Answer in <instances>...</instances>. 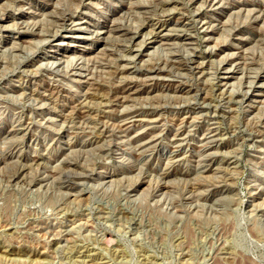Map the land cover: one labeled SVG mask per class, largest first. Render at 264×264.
<instances>
[{
    "label": "rangeland",
    "instance_id": "374dc122",
    "mask_svg": "<svg viewBox=\"0 0 264 264\" xmlns=\"http://www.w3.org/2000/svg\"><path fill=\"white\" fill-rule=\"evenodd\" d=\"M206 1L0 0V264H264V0Z\"/></svg>",
    "mask_w": 264,
    "mask_h": 264
},
{
    "label": "bare ground",
    "instance_id": "6f19581e",
    "mask_svg": "<svg viewBox=\"0 0 264 264\" xmlns=\"http://www.w3.org/2000/svg\"><path fill=\"white\" fill-rule=\"evenodd\" d=\"M185 1V0H184ZM201 1V0H200ZM220 1V0H219ZM29 2V1H28ZM188 2V1H187ZM212 2H213V0H212ZM9 3V2H8ZM83 3V2H82ZM135 3V2H134ZM140 3V2H139ZM153 3H154V1H153ZM152 3V4H153ZM206 3H209V4H211V2H210V0H207L206 1ZM201 4V3H200ZM262 4V3H261ZM8 5V4H7ZM194 5V4H193ZM199 5V4H198ZM217 5V4H216ZM216 5H214L215 7H217ZM219 5H220V3H219ZM244 5V4H243ZM55 6H57V5H55ZM80 6V5H79ZM139 6V5H138ZM141 6V5H140ZM168 6V5H167ZM176 6V5H175ZM182 6V5H181ZM202 6V5H201ZM213 6V7H214ZM26 7V6H25ZM153 7V6H152ZM1 8V7H0ZM172 8V7H171ZM183 8V7H182ZM228 8H232V6H227V5H224L223 7H218L217 9L218 10H220V11H224V10H226V9H228ZM28 9V8H27ZM31 9V8H30ZM162 10V9H161ZM260 10V9H259ZM2 13H0V23H1V21L3 20V21H7V20H10V19H12L13 17H14V13H12V12H10L9 11V9H7V8H4L3 9V7H2ZM26 11V10H25ZM54 11V10H53ZM65 11V10H64ZM171 11V10H170ZM195 11V10H194ZM241 11V10H240ZM244 11V10H243ZM249 11V10H248ZM250 11H252V10H250ZM250 11H249V13H250ZM254 11V10H253ZM58 12V11H57ZM62 12V11H61ZM145 12V11H144ZM235 12V11H234ZM246 12H247V10H246ZM264 12V11H263ZM248 13V14H249ZM18 15V17L21 19L22 17H23V14H24V12H20V13H17ZM30 14V13H29ZM34 15V14H33ZM55 15H57L56 14V12H55ZM74 15V14H73ZM260 15V14H259ZM264 15V14H263ZM27 16V15H26ZM249 16V15H248ZM257 16V15H256ZM253 17V16H252ZM251 17V18H252ZM262 17V16H261ZM260 17V18H261ZM214 18V17H213ZM56 21H57V23H58V27H59V29L61 28H63L65 25H66V23H68V22H70V21H72L73 20V16L72 15H70V14H66V13H61L60 14V16H58L56 19H55ZM107 20V19H106ZM115 20V19H114ZM147 20V19H146ZM160 20V19H159ZM187 21V20H186ZM206 21V20H205ZM28 22V21H27ZM33 22V21H32ZM55 22V21H54ZM53 22V23H54ZM114 22V21H113ZM115 22H117V21H115ZM193 22V21H192ZM56 23V22H55ZM56 23V24H57ZM184 23V22H183ZM208 21L204 24L205 26L207 25L208 26ZM223 23V22H222ZM212 24H213V22H212ZM224 24V23H223ZM13 25V24H12ZM54 25V24H53ZM79 25V24H78ZM94 25V24H93ZM112 25V24H111ZM122 25V24H121ZM14 26V25H13ZM118 26V25H117ZM117 26H108V25H106V26H104L102 29H106V30H109L110 32L111 31H116V32H120V33H122L123 35H125V36H128L130 33L128 32V31H125V30H122V29H119ZM130 26V25H129ZM39 27V26H38ZM55 27V26H54ZM173 27V26H172ZM0 28H2V26H0ZM4 28V27H3ZM8 28H9V26H8ZM56 28V27H55ZM134 29H135V27H133ZM210 27H208V29H209ZM79 29V28H78ZM101 29V28H100ZM152 29V28H151ZM207 29V28H206ZM227 29V28H226ZM35 30V29H34ZM132 30V29H131ZM212 30V29H211ZM228 30V29H227ZM108 31V32H109ZM155 31H156V29H155ZM187 31V30H186ZM213 31V30H212ZM211 31V32H212ZM189 32V31H188ZM229 32V31H228ZM53 33V32H52ZM97 33H99V32H97ZM100 34V33H99ZM132 34H134V32L132 33ZM137 34H139V33H137ZM137 34H134V36H131L130 37V39L131 40H135L136 39V35ZM153 34V33H152ZM158 32L157 33H154V35L151 37L152 39L153 38H156L157 36H158ZM170 34V33H169ZM242 34V33H241ZM245 34V33H244ZM31 35H34V34H31ZM38 35H39V33H38ZM37 35V36H38ZM111 35H113L112 33H111ZM157 35V36H156ZM171 35V34H170ZM114 36V35H113ZM165 35H163V37H164ZM193 36V35H192ZM52 37H54V36H51V38ZM84 37H85V35H84ZM46 38H47V36H46ZM117 38H118V36H117ZM121 38V37H120ZM203 38V37H202ZM215 38V37H214ZM38 39H40V38H38ZM44 39H45V37H44ZM43 39V41H45ZM50 39V38H49ZM101 39V38H100ZM114 39H116L115 37H114ZM128 39V38H127ZM157 39V38H156ZM219 39V38H218ZM218 39H216L217 41H218ZM41 40V39H40ZM118 40V39H117ZM124 39H122V41H123ZM159 40V39H158ZM254 40V39H253ZM7 41V40H6ZM13 41V40H12ZM36 41V40H35ZM38 41V40H37ZM42 41V40H41ZM40 41V42H41ZM42 41V42H43ZM148 41V40H147ZM151 41V40H150ZM157 41V40H156ZM248 41V40H247ZM2 42L3 41H0V44H2ZM23 42V41H22ZM41 42V43H42ZM120 42V41H119ZM126 42H128V41H126ZM159 42V41H158ZM163 42V41H162ZM18 43V42H17ZM33 43V42H32ZM39 43V42H38ZM144 43H145V41H144ZM26 44V43H25ZM159 44V43H158ZM168 44V43H167ZM176 44V43H175ZM187 44V43H186ZM214 44H216V43H214ZM220 44V43H219ZM18 45V44H17ZM17 45H16V47H17ZM218 45V44H217ZM15 46V45H14ZM28 46V45H27ZM33 46V45H32ZM36 46H37V44H36ZM139 46V45H138ZM142 46V45H141ZM211 46V45H210ZM30 47V46H29ZM140 47V46H139ZM164 47V46H163ZM171 47V46H170ZM172 47H173V45H172ZM206 47H207V45H206ZM209 47V46H208ZM10 48V47H9ZM13 48V47H12ZM19 48V47H18ZM23 48V47H22ZM28 48V47H27ZM193 48V47H192ZM213 48V47H212ZM217 48V47H216ZM121 49V48H120ZM126 49V48H125ZM138 49V48H137ZM206 49V48H205ZM241 49V48H240ZM10 50V49H9ZM8 50V51H9ZM21 50H24V49H21ZM106 50V49H105ZM129 50V49H128ZM222 51H223V49H222ZM173 52V51H172ZM217 52V51H216ZM245 52V51H244ZM13 53V52H12ZM105 53V52H104ZM150 53V52H149ZM149 53H147V55L149 54ZM212 53V52H211ZM229 53V52H228ZM235 53V52H234ZM5 54V53H4ZM4 54H1V55H4ZM173 54V53H172ZM231 54H233L232 52H231ZM230 54V55H231ZM243 54V53H242ZM189 55V54H188ZM236 55H237V53H236ZM81 56V55H80ZM152 56V55H151ZM1 57V56H0ZM132 57V56H131ZM130 57V58H131ZM171 57V56H170ZM222 57H223V54H222ZM3 58V57H2ZM73 58V57H72ZM74 59V58H73ZM81 59V58H80ZM148 59V58H147ZM168 60V59H167ZM175 60V59H174ZM201 60V59H200ZM2 61V60H1ZM25 61V60H24ZM41 61V60H40ZM98 61V60H97ZM182 61V60H181ZM223 61V60H222ZM235 61V60H234ZM237 61V60H236ZM47 62H49V61H47ZM78 62V61H77ZM130 62V61H129ZM144 62V61H143ZM166 62V61H165ZM213 62V61H212ZM224 62H225V65H226V63H229V62H231V58L229 57V55L228 56H225V58H224ZM243 62V61H242ZM32 63V62H31ZM54 63V62H53ZM56 63V62H55ZM68 63H69V61H68ZM67 63V64H68ZM73 63V62H72ZM90 63V62H89ZM178 63V62H177ZM235 63H237V62H235ZM48 64V63H47ZM130 64V63H129ZM166 64V63H165ZM179 64V63H178ZM221 64V63H220ZM39 65V64H38ZM37 65V66H38ZM53 65V64H52ZM71 65V64H70ZM140 65V64H139ZM138 65V66H139ZM180 65V64H179ZM182 65V64H181ZM1 66V65H0ZM32 66H33V64H32ZM40 66H42V65H40ZM68 67H69V65H67ZM145 66V65H144ZM143 66V67H144ZM185 66V65H184ZM254 66V65H253ZM39 67V66H38ZM37 67V68H38ZM65 67V66H64ZM100 67V66H99ZM120 67V66H119ZM180 67V66H179ZM47 68V67H46ZM75 68V67H74ZM85 68V67H84ZM94 68V67H93ZM147 68V67H146ZM180 68H182V67H180ZM231 68V67H230ZM238 68V67H237ZM251 68V67H250ZM134 69V68H133ZM195 69H197V70H202V67H195ZM209 69V68H208ZM223 69H227V68H223ZM229 69V68H228ZM26 70V69H25ZM55 70H56V68H55ZM88 70V69H87ZM177 70V69H176ZM240 70V69H239ZM250 70V69H249ZM52 71V70H51ZM54 71V70H53ZM65 71V70H64ZM175 71V70H174ZM206 71V70H205ZM220 71V70H219ZM223 71V70H222ZM58 72V71H57ZM66 72V71H65ZM69 72V71H68ZM80 72V71H79ZM146 73H148L147 75H149V74H151V75H153V76H155V74H159V73H162V69L161 68H159V67H152V69H149V70H146L145 71ZM166 72V71H165ZM230 71L229 70H226V73H229ZM76 73H77V71H76ZM120 73V72H119ZM41 74V73H40ZM69 74V73H68ZM73 74H75L74 73V71H73ZM82 74H84V73H82ZM36 75V74H35ZM80 75V74H79ZM113 75H115L114 73H113ZM122 75V74H121ZM135 75V74H134ZM230 75V74H229ZM242 75V74H241ZM224 76V75H223ZM233 76V75H232ZM250 76V75H249ZM76 77V76H75ZM142 77V76H141ZM146 77V76H145ZM160 77V76H159ZM72 78V77H71ZM123 78V77H122ZM128 78V77H127ZM224 79L225 78H228V77H223ZM75 79V78H74ZM132 79V78H131ZM138 79V78H137ZM142 79V78H141ZM144 79V78H143ZM257 79H258V77H257ZM121 80V79H120ZM81 81V80H80ZM142 81V80H141ZM210 81V80H209ZM224 81H226V80H224ZM223 81V82H224ZM234 83H232L231 85H233ZM182 86H183V84H182ZM172 88H174V87H172ZM132 89V88H131ZM230 89V88H229ZM252 89V88H251ZM129 90V89H128ZM127 90V91H128ZM186 90V89H185ZM222 90V89H221ZM249 90H250V88H249ZM56 92V91H55ZM96 92V91H95ZM113 92V91H112ZM126 92V91H125ZM229 92V91H228ZM247 91H245V93H246ZM8 93V92H7ZM33 93V92H32ZM248 93V92H247ZM191 94V93H190ZM128 95V94H127ZM124 96V95H123ZM220 96V95H219ZM32 97V96H31ZM44 97V96H43ZM62 97V96H61ZM92 97V96H91ZM122 97V96H121ZM229 97V96H228ZM39 98V97H38ZM37 98V99H38ZM53 98V97H52ZM130 98V97H129ZM40 99V98H39ZM112 99V98H111ZM131 99V98H130ZM93 100H95V99H93ZM100 100V99H99ZM206 100V99H205ZM228 100V99H227ZM258 100V99H257ZM80 101V100H79ZM84 101H86V100H84ZM99 102V101H98ZM109 103V102H108ZM118 103V102H117ZM203 103V102H202ZM205 103V102H204ZM104 104V103H103ZM42 105V104H41ZM201 105V104H200ZM203 105V104H202ZM252 105V104H251ZM260 105V104H259ZM119 106V105H118ZM197 106V105H196ZM250 106V105H249ZM257 106V105H256ZM109 107V106H108ZM84 109V108H83ZM256 109V108H255ZM250 110V109H249ZM80 111V110H79ZM146 112V111H145ZM90 114V113H89ZM85 115V114H84ZM87 115V114H86ZM86 117V116H85ZM87 118V117H86ZM140 118V117H139ZM195 118H197V117H195ZM195 118L193 119V120H195ZM70 119H71V117H70ZM98 119V118H97ZM154 119V118H153ZM184 119V118H183ZM149 120V119H148ZM192 120V121H193ZM69 121V120H68ZM82 121V120H81ZM100 121V120H99ZM126 121V120H125ZM73 122V121H72ZM78 123V122H77ZM77 123H75V124H77ZM86 123V122H85ZM84 123V124H85ZM139 123V122H138ZM123 126V125H122ZM29 127V126H28ZM103 127V126H102ZM118 127V126H117ZM179 128V127H178ZM190 128H192V127H190ZM14 129V128H13ZM118 130H119V128H118ZM68 131V130H67ZM113 131H114V129H113ZM98 132V131H97ZM162 132V131H161ZM99 133V132H98ZM114 133H115V131H114ZM122 134V133H121ZM137 134V133H136ZM185 134V133H184ZM95 135V134H94ZM125 135V134H124ZM204 135V134H203ZM99 136V135H98ZM154 136V135H153ZM160 136V135H159ZM207 137V136H206ZM213 138V137H212ZM174 139V138H173ZM210 139V138H209ZM96 140V139H95ZM101 141V140H100ZM155 141V140H154ZM207 141V140H206ZM142 142V141H141ZM146 145H148V144H146ZM109 147V146H108ZM145 148V147H144ZM209 155V154H208ZM177 158V157H176ZM70 166V165H69ZM205 169V168H204ZM211 169V168H210ZM7 248V247H6ZM5 250V249H4ZM9 253V252H8ZM39 254V253H38ZM5 256V255H4ZM7 257V256H6ZM34 259V258H33ZM36 259V258H35ZM34 259V260H35ZM40 259V258H39ZM37 260V259H36ZM33 261V260H32ZM39 262V261H38ZM33 264V263H32ZM35 264V263H34Z\"/></svg>",
    "mask_w": 264,
    "mask_h": 264
}]
</instances>
